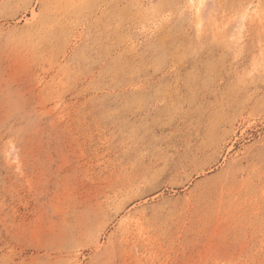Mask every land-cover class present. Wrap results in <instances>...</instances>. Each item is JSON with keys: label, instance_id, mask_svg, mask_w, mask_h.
Instances as JSON below:
<instances>
[{"label": "rangeland", "instance_id": "1", "mask_svg": "<svg viewBox=\"0 0 264 264\" xmlns=\"http://www.w3.org/2000/svg\"><path fill=\"white\" fill-rule=\"evenodd\" d=\"M199 3L0 0V264H264V0Z\"/></svg>", "mask_w": 264, "mask_h": 264}, {"label": "bare ground", "instance_id": "2", "mask_svg": "<svg viewBox=\"0 0 264 264\" xmlns=\"http://www.w3.org/2000/svg\"><path fill=\"white\" fill-rule=\"evenodd\" d=\"M192 2H194V0H191ZM205 0H200V3L198 5V12L201 10L202 6H203V3H204ZM200 13V12H199ZM13 151V150H12Z\"/></svg>", "mask_w": 264, "mask_h": 264}]
</instances>
